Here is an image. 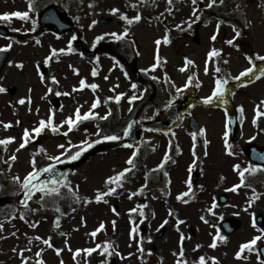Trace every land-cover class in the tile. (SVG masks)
<instances>
[{"label":"rangeland","instance_id":"rangeland-1","mask_svg":"<svg viewBox=\"0 0 264 264\" xmlns=\"http://www.w3.org/2000/svg\"><path fill=\"white\" fill-rule=\"evenodd\" d=\"M76 1L78 5L72 4V0H34L35 9L30 11L32 19L25 21L14 17L8 22L0 21L9 30L31 32L30 29H37L39 26L38 15L41 6L45 8L54 5L67 14L77 27V30L61 34L47 28L39 35L25 39L0 36V47L12 44L11 49H8L9 59L0 75V85L5 88H17L14 96L6 91L0 92V121L12 123L10 128L0 124V139L9 136L16 138L6 148L0 146V185H15L11 177L19 175L23 178L31 170V150L37 147L46 149V154L39 155V165L45 166L49 163L47 155H58L63 151L58 145L67 146V138L77 145L80 141L88 139L85 129L92 132L91 135L98 131L99 125L95 123L94 118L80 122L78 127L70 132L67 124L56 133L49 127L40 134L33 133L30 143L16 152L22 142L25 128L31 130L38 126L40 119H47L52 110L55 111L54 123L59 125L68 116H74L78 106H82V114L87 112L98 96L101 103L93 109L99 114L95 119L100 121L99 117L105 116L111 107L112 125L119 126L124 124L135 109L134 101L130 102L129 97L133 94L143 97L147 87L136 80L131 66H122L110 55L87 56L83 52V48L92 49L97 45V36L103 35L104 38L100 41L110 40L113 38L104 34L121 33L125 27L129 28L127 38L133 37L139 50L135 67L149 69L146 73L154 79L158 78L155 80L160 86L159 95L153 105L141 112L142 120L165 118L166 104L170 101H184L186 96L183 85L192 75L197 76L198 84L194 86L196 97L204 100L211 95L218 78L215 71L217 65L211 62L208 56L212 48L231 50L226 41L236 40L228 64L232 77L239 76L248 68L247 55L252 54V50L264 53V3L260 0H224L223 4L217 0L211 8L206 7L210 0H197V5H193L192 0H173L172 5H169L167 0ZM28 2L29 0H0V13L29 10ZM132 4L137 6L132 7ZM113 8L120 11L112 13ZM168 8H172V11H167ZM194 10L197 12L195 17ZM124 13L129 18L140 14L142 19L128 25L122 19ZM237 15L244 18L245 25L234 28L229 22ZM190 17L194 22L189 27ZM104 19L107 22H103ZM33 20L36 21L35 25ZM93 20L98 23L90 27ZM177 24L181 26L179 29L175 27ZM169 27L176 32H172ZM237 29L241 32L239 37L236 36ZM165 35L169 36L171 42L165 43L161 40V44L157 45L156 40ZM213 35L216 36L215 40L212 39ZM73 36L82 44H76V39L72 40ZM70 41L74 49L71 53L65 51L53 54V49H67ZM157 54L161 57V64L152 70L151 65L155 63ZM185 58L194 63L185 71H181L186 63ZM21 63L23 67H20ZM205 68L208 69L207 72ZM94 69L97 71L95 76L92 75ZM168 75L174 80L173 87ZM52 76L57 78L58 84L51 79ZM85 78L87 84L94 83L99 87L95 91L87 86L80 89V81ZM166 80L168 82H165ZM133 83L138 85L136 89L131 87ZM74 87L78 90L73 91ZM177 87L182 89L180 93L175 91ZM49 88L52 89L51 92ZM242 88L244 89L232 97L233 103L241 104L244 109L242 122L236 120V115L231 116L229 112L219 110L218 107L200 104L189 110L202 127V137L199 140L193 139L188 118L174 127L170 135L144 133L145 143L141 148L142 153L140 150L135 159L136 167L126 174L123 187H118L115 194L105 197L101 202L95 201L97 190L106 191L110 186L106 183L108 177L129 167L127 160L136 147L128 148L116 142L93 152L83 163L75 166L69 172L68 179L72 189L79 195V200L65 189L56 208L40 207L30 200L26 209L20 204L23 199L20 198L15 210L8 207L0 209V223L3 224V229H0V264H21L20 250H24V256L30 258L28 264H37L41 258L45 264H61V261L64 264H100L101 261H106V264H176L178 259L187 260L188 264H192L201 255L205 256L207 264H213L212 257L218 258L216 264H262V257L255 251L246 250L244 256L247 259L236 257L240 245L260 235L259 230L264 228V181L252 186H240L239 189L233 188L240 181L234 165L240 164L242 168L247 167L249 163L255 165L242 148L247 143L264 146V117L253 123L257 105H261V110H264V105L261 104L264 102V78ZM57 92L61 94L57 95ZM121 92L125 95L119 103L114 99L107 100L108 97H115ZM28 97H31V103L28 102ZM12 98L15 99L14 103L11 102ZM22 98L25 99L23 105L19 103ZM51 98H59L61 106H53ZM105 101H108V106ZM129 108L132 111H129ZM229 116L236 118L234 122H231ZM228 128L231 136L227 139L234 146L235 155L226 152L224 133ZM116 131H121V127ZM64 132H68V135L65 136ZM171 136L175 140L173 151L170 150ZM194 146L199 152L200 149H205L207 153L199 155L202 164L197 169L198 173L192 172V163L197 157L190 153V148ZM14 152L17 159L9 161ZM166 155L169 159L164 163L163 169L157 168L164 162ZM188 170L197 174L192 181H187ZM158 171L168 176V185L165 188L146 184L147 176ZM142 188L143 191H140ZM254 190L259 193V199L249 206L247 201L252 199ZM133 192H136L135 196L131 195ZM183 193L188 194L183 196V199H178ZM222 194L229 198L224 204L219 202ZM89 198L91 202H88ZM4 200L6 197L0 196V202ZM184 200H187V203ZM141 204L146 205L143 209L145 216L139 214ZM134 207L137 212H130ZM210 207L215 215L208 211ZM57 208L60 211H57ZM113 208L116 212H113ZM169 209L173 211L171 216ZM21 213L25 214L23 218ZM253 213L256 217L255 226ZM57 216L60 217L59 227L56 226ZM261 216L263 222L259 223ZM228 218H236L241 223L240 228L230 235L221 228L222 222ZM165 219L168 223L161 228L160 225ZM179 220L184 222L180 224ZM101 223H104L105 227L96 237H92L91 233ZM32 224H36V227H32ZM134 227L137 229L136 239L131 238ZM217 231L226 236L227 241H217V247L211 248L210 244ZM182 235L184 256L179 257ZM38 237H51L53 247H48ZM141 240L143 252L139 251ZM105 241L114 245L111 256L107 253L101 255L102 249H97L90 255L84 252L79 256L74 255L76 249L93 248L96 244L103 246ZM197 244L201 245L199 249L196 248ZM263 244L264 238L257 242L256 247L259 248ZM56 248H61L62 251L57 254ZM41 249V257H36V252ZM129 253L132 255L129 256Z\"/></svg>","mask_w":264,"mask_h":264},{"label":"snow or ice","instance_id":"snow-or-ice-1","mask_svg":"<svg viewBox=\"0 0 264 264\" xmlns=\"http://www.w3.org/2000/svg\"><path fill=\"white\" fill-rule=\"evenodd\" d=\"M169 5L173 4V0H167ZM224 0H219L220 4H223ZM193 5H197V0H192ZM217 3V0H210V2L206 5V7L211 8L214 4ZM132 7H136V4H132ZM28 9L26 11H11V12H4V13H0V21L3 22H8L11 21L14 17L16 18H20L22 20H29L32 19V17L30 16V11H33L35 9V4H34V0H29L28 2ZM120 10L118 8H113L111 9L112 13H117ZM167 11L171 12L172 8H168ZM193 16H197V12L194 10L193 12ZM198 18V17H197ZM122 19L124 21L127 22L128 25H132L134 22H139L142 19V16L140 14H137L131 18H129V16L124 13L122 14ZM33 25H35L36 21L33 20ZM194 22L192 20V18H189V24L188 26H191V23ZM96 23H98V21L93 20L92 24L90 25V27L94 26ZM176 28H180L181 26L179 24H177L175 26ZM234 28H236L235 25H233ZM217 29H219V24L217 25ZM31 31H35V27H33L32 29H30ZM15 31H20V29H15ZM129 33V28L125 27L124 31L121 33H117V32H112V33H106L104 35H108L111 38L115 39V40H121L124 39L125 37H127ZM241 35V32L237 29L236 30V36L239 37ZM104 37L102 36H97L96 37V41L99 42L100 40H102ZM76 37L73 36L72 40H75ZM213 40L216 39V36L213 35L212 37ZM161 40H163L165 43H170L171 40L169 38L168 35H165L164 37H162L161 39H157L156 40V44L160 45L161 44ZM23 43H27V41H23ZM229 44L233 43V41L229 40L228 41ZM12 44L9 43L3 47H0V52H4L8 49H11ZM74 49L71 47V41L69 42V47L67 49H53V54L57 53V52H69L71 53ZM81 55H83V53H81ZM220 55V52L216 49V48H212L211 51L209 52L208 56L209 59H211L212 57H218ZM49 60L51 59V57L48 58ZM247 59L252 62L251 63V67L246 68L244 71H242L239 76L236 77H232V79L235 80H239L241 77H246L250 74L254 73V69H256L257 65L254 61V58L252 55L247 56ZM256 59L264 61V55H259L257 54ZM99 60V58L97 57V61ZM186 63L183 65V67L180 69L181 71H185L189 65L193 64L194 62L188 58H185ZM161 64V57L159 56V54H157L156 59H155V63H153L151 65V69L154 70L156 69L159 65ZM20 67H23V64H20ZM77 73L79 72V70H76ZM142 71L148 72L149 69H142ZM208 69L205 68V72H207ZM215 71L217 73H219L221 71V69L219 67H216ZM92 75L95 76L97 75V71L94 69L92 72ZM261 76H264V69H260L259 72V76H257L256 78L259 79ZM41 78L43 79V73H41ZM51 79L55 82V83H59V81L57 80V78L55 76H52ZM107 79V77H106ZM158 79V78H155ZM165 82H168L167 80ZM193 83V78L190 76L187 80V82L183 85L184 88L189 87L191 84ZM227 84H228V77L224 76V77H218L215 80V86L214 89L211 93V95L207 96L204 98V102L205 103H209L211 104L214 100V98H223L228 89H227ZM85 86L90 87L93 91H95L99 85L98 84H87L86 78L82 79L80 81L79 84V88L83 89ZM131 87L133 89H136L138 87V85L136 83H133L131 85ZM77 88H73V91H77ZM7 91V89L5 87H3L2 85H0V92H5ZM52 89L49 88V92H51ZM114 91V89H113ZM146 91V90H145ZM175 91L177 93H180L182 91V89L180 87H177L175 89ZM57 95H60L61 93L57 92ZM65 95H71V93H65ZM125 95V93L121 92L118 95H116L115 97H108L107 100H115L117 103L120 102L121 98ZM137 99H140L139 96L133 94L131 97H129L130 102L131 101H135ZM28 102L31 103V97L27 98ZM107 101H105L106 103ZM19 103L21 105L25 104V99L22 98L19 100ZM101 103L100 98L97 96L94 100V102L92 103L91 107L88 109L87 112H84L83 114L80 111V108L82 106H78L75 109V114L74 116L70 115L66 118V120L62 121L59 125L54 123V116H55V111L52 110L49 117L47 119L41 118L38 126L32 128L31 130L25 128L24 132H23V137H22V142L19 144V147L16 149V152H18L20 149H23L26 147V145H28L30 143V141L33 139V133L35 134H40L41 132H43L46 128H51V131L53 133L58 132L64 124H67L68 127V131H72L74 128L78 127L79 123L82 121H86L89 120L91 118H95L97 116H99L98 113L94 112L93 109H96ZM262 105H264V102H261ZM171 106V101L169 102V104H166L165 107H170ZM29 111H31V109H29ZM37 111H39L37 109ZM129 111H132L131 108H129ZM244 109L241 106V112L243 113ZM111 115V109H109L108 113L105 116L99 117L100 119H107L109 116ZM260 117H264V110H261V105H257L256 108V119L253 120V123H256L257 120ZM17 123H19V121H17ZM0 124H4L5 128H10L12 127V123L11 122H2L0 121ZM129 128L131 127V125L128 126ZM85 131L87 132V129H85ZM65 136L68 135V132H64L63 133ZM129 131L128 129H126L124 131V135H128ZM95 136H97L98 138H101L103 140H120L121 136L117 135V134H103V130L99 129L98 127V131L96 133H94ZM229 135V133L226 131L224 133V136L227 138ZM193 139L196 138V133L192 134ZM16 138L9 136L3 139H0V146H6L14 141ZM252 139H255V137H252ZM100 139H97L96 141H91V140H82L79 142V144L74 145L72 144V142L69 140L68 145H64V144H60L58 145V148L62 149L63 151H61L58 155H47V159L49 160V163L47 164V166L44 167H40L38 166V161L36 159V156L33 155L31 162H30V166H31V170L28 171L26 173V175L23 176V178H21L19 175L13 176L11 177V181L13 184L18 186V193L22 192L24 194V199H22L20 201V204H22L26 209H28L29 207V201L31 199H33V197L39 193L40 194V201L46 202V198L49 197H55V196H59L61 194V190L62 189H68V191L72 192L73 196L75 197V199L79 200L80 197L79 195L76 193L75 190L72 189L71 186V182L68 179V177L65 174L59 173L56 169V164L61 163V157L65 158V159H69V160H77L79 159V157L83 154L84 151L87 150V148L92 147L93 143H99ZM207 144V141H205V145ZM225 144L227 146V151L229 154L235 155V153L233 152V146L228 143V140L225 139ZM129 147H135L133 145H128ZM140 149L138 147L135 148V151H133L132 155L129 157V159L127 160V164L129 165V167H125L123 170L115 173L113 176L108 177L106 183L109 184L110 186L107 188L106 191H100L97 190V194L95 195V201L96 202H101L102 200L105 199V197L115 194L117 191L118 187H123V181L126 179V174L130 173L133 171V169L136 167L135 164V159L139 153ZM41 153L46 154V149H44L43 147H41L40 149ZM195 155V152H194ZM205 155H207V153L205 152ZM17 159V156L15 154V152L9 157V161H15ZM169 159V157L166 155L164 158V162H162L161 164H159L157 166V168L159 169H163L164 167V163L167 162V160ZM260 159L264 160V155H261ZM55 162V163H53ZM5 163H8V161H5ZM234 168L238 171L239 176H240V181L239 184L234 185L233 188L234 189H239V187L241 185H245V180H246V174H250V175H254L255 173L264 170V165L261 164H252L249 163L247 165V167H241L240 164H236L234 165ZM45 174L47 175V178H43L45 176ZM115 185V186H112ZM190 185V182H189ZM250 186V185H249ZM146 187V185L144 186ZM3 189V185H0V190ZM143 191V188L140 190ZM188 191H191V187L189 186ZM15 193V194H18ZM188 193H183L180 196H178V199H183V196H186ZM132 196L136 195V192L131 193ZM259 199V193H256L255 190L253 191V195H252V199L248 200L247 203L249 206H251L255 200ZM88 202H91V199L89 198ZM185 203H187V200H184ZM146 207V205L141 204L139 206L140 208V212L139 214L141 216H145V213L143 211V209ZM113 212H116V209L113 208L112 209ZM35 211V210H32ZM57 211H60L59 208H57ZM132 213L137 212V208H132L129 210ZM209 212H212L213 215H215V212L213 211V208H209L208 209ZM173 214V211L171 209H169V215L171 216ZM24 213H21V218L24 217ZM154 215V213H153ZM146 218V217H145ZM223 217H221L222 219ZM202 219H204L202 217ZM180 224H182L184 221L179 220L178 221ZM207 222V221H205ZM38 223V222H37ZM168 223V220L165 219L162 224L160 225L161 228L164 227V225H166ZM113 225L115 226V221H113ZM253 225H256V217H255V213H253ZM32 227H36V224H32ZM56 226L59 227L60 226V217L57 216L56 218ZM105 227L104 223H101L99 225V227L94 230L91 233L92 237H96L97 233L103 229ZM0 229H3V224L0 223ZM159 230V229H158ZM260 235H257L255 237H253L251 240L242 243L239 247V250L236 252V257L237 258H244L247 259L246 256H244L245 251H249V252H257L259 253L261 251L260 248H257V242L260 241L262 238H264V228H261L260 230ZM137 232V229L134 227L132 229V239H136V235L135 233ZM39 239L43 240V243L45 245H47L48 247H53V244L51 242V237L44 239L43 237H38ZM148 239L150 240L151 237H148ZM183 240L184 237L183 235L181 236V249L179 252V257H183L184 256V249H183ZM217 241H221V242H226L227 241V237L224 235H221V233L219 231H217L214 235L213 241L210 244L211 248H216L217 247ZM140 248L139 251L143 252V241L141 240L140 242ZM201 247V245L197 244L196 248L199 249ZM97 249H102L101 251V255H103L104 253H107L108 256L113 255V251H114V245L112 242L110 241H105L103 246L101 244H96L95 247L93 248H87V249H76L74 255L79 256L81 254V252H84L88 255L92 254L93 252H96ZM57 254H59L62 249L61 248H56L55 249ZM43 252V249H41L40 251L36 252V257H41V253ZM20 255L22 257V261L21 264H28V261L30 258L25 257L24 256V250H20ZM129 256L132 255V253L128 254ZM213 261V264H216L217 262V257H212L211 258ZM259 259V256H258ZM37 264H45V261L43 260V258L39 259L37 261ZM61 264H64L63 261H61ZM100 264H106V261H101ZM176 264H188L187 260L184 259H178ZM192 264H207L206 262V258L205 256L201 255L197 261H193ZM262 264H264V261H262Z\"/></svg>","mask_w":264,"mask_h":264},{"label":"water","instance_id":"water-1","mask_svg":"<svg viewBox=\"0 0 264 264\" xmlns=\"http://www.w3.org/2000/svg\"><path fill=\"white\" fill-rule=\"evenodd\" d=\"M45 14H48L45 15ZM44 16H41V22L44 24H50L55 29L62 31L68 28H72L73 24L70 22V20L65 17L63 14H61L59 11H57L55 8H50L45 12ZM0 33L1 34H7V31L0 27ZM7 58V53H1L0 54V71L4 66L5 60ZM11 92L15 91V88L9 89ZM55 104H58L57 101H53ZM185 109V106H182L180 104H176L172 106L168 111V119L164 121H158V122H140L137 119H134L132 121V127L129 129L128 137L126 138V142L130 145H135L140 142L141 139V132L145 129H152V130H166L169 126L172 124H177L180 122L182 117V112ZM192 124L195 125V120H192ZM253 148V151H252ZM254 146H248V151H252L257 156V160L264 163V160L260 159L261 155H264V150H261L262 152H256ZM82 156L79 158L81 159ZM69 163H62L56 165V169L59 173L66 174L67 172V166ZM48 174H45L43 178H47ZM227 225L228 231L234 230L239 224L237 222L232 223L229 222ZM264 254V249H262Z\"/></svg>","mask_w":264,"mask_h":264},{"label":"trees","instance_id":"trees-1","mask_svg":"<svg viewBox=\"0 0 264 264\" xmlns=\"http://www.w3.org/2000/svg\"><path fill=\"white\" fill-rule=\"evenodd\" d=\"M17 35H19V34H17ZM121 45H122L121 43L105 42V43H102V44L100 45V47H102L103 51H110V50H111L112 54H113V53L115 54L116 51H118V50L120 49V46H121ZM112 48H116V51H115V52L112 51ZM115 55H117L118 58H119L120 60L124 61V60L122 59L121 55H119V54H115ZM151 84H152V87H153V94L150 95V98L153 99V97H154L155 94H156V87H155V84H154L153 82H151ZM152 99H151V101H152ZM144 105H145V102L143 101V103H142L141 106L143 107ZM107 124L110 126V129H111V128H112V121L110 120L109 122L102 123V126H106ZM110 131H112L113 134H114V130H113V128H112ZM149 183L151 184V181H150ZM46 201H48V198H46Z\"/></svg>","mask_w":264,"mask_h":264},{"label":"flooded vegetation","instance_id":"flooded-vegetation-1","mask_svg":"<svg viewBox=\"0 0 264 264\" xmlns=\"http://www.w3.org/2000/svg\"><path fill=\"white\" fill-rule=\"evenodd\" d=\"M256 70H257V69H256ZM257 74H259V72H258Z\"/></svg>","mask_w":264,"mask_h":264}]
</instances>
